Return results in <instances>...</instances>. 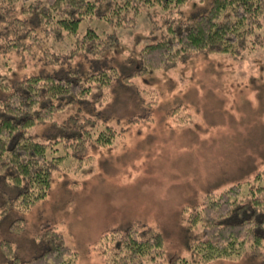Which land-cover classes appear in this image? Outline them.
Returning <instances> with one entry per match:
<instances>
[{
    "label": "rangeland",
    "instance_id": "rangeland-1",
    "mask_svg": "<svg viewBox=\"0 0 264 264\" xmlns=\"http://www.w3.org/2000/svg\"><path fill=\"white\" fill-rule=\"evenodd\" d=\"M14 3L11 15L23 18L22 0ZM210 4L188 0L181 8L183 17L203 13ZM177 17L178 9L167 13L154 5L122 28L98 16L83 19L80 33L92 27L103 37L113 32L118 36V44L98 56L72 51L75 40L66 36L0 53V101L32 74L78 71L84 77L115 69L109 70L115 79L102 96L94 82L85 96L88 103L56 112L55 125L40 123L26 131L48 143L49 156L62 159L47 196L28 210L9 206L2 213L17 190L0 185V264L7 262L2 241H11L14 252L30 260L47 249L49 230L76 255L73 264H107L100 254L102 236L130 226L163 234L161 264H180L181 258L193 257L191 220L202 214L208 198L236 184H254L260 175L264 185V40L238 58L193 54L173 67L142 72L140 50L162 37L168 18ZM117 73L134 77L124 82L116 79ZM78 113L97 116L93 140L107 126L112 128L111 143L87 142L80 153L66 142L55 144V128ZM192 228L198 239L202 225ZM203 264H264V256L245 253Z\"/></svg>",
    "mask_w": 264,
    "mask_h": 264
},
{
    "label": "trees",
    "instance_id": "trees-1",
    "mask_svg": "<svg viewBox=\"0 0 264 264\" xmlns=\"http://www.w3.org/2000/svg\"><path fill=\"white\" fill-rule=\"evenodd\" d=\"M14 1L0 0V22H4L0 23L1 54L18 46L40 44L47 37L60 42L66 36L75 40L72 51L98 56L109 46L117 45L118 36L113 32L103 37L92 27L80 33L83 19L98 16L122 28L133 24L143 8L154 5L167 13L178 9V20L168 18L162 37L140 50V69L144 73L173 67L193 54L223 53L238 58L244 50L255 48L260 38L264 40V0H211L207 11L190 17H183L181 11L188 0H22L21 12L28 16L23 18L11 15ZM3 3L8 6L3 8ZM109 70L115 69L102 68L84 77L78 71L67 75L32 74L14 84L8 96L0 101V185L17 190L2 213L9 206L28 210L45 199L53 172L62 159L49 156L48 143L37 141L26 131L40 123L55 125L56 112L87 102L85 96L94 82L102 96L105 86L109 87L115 79ZM132 77L133 74L117 73L116 79L130 82ZM78 109L83 111L82 107ZM93 117L97 116L78 113L59 124L60 129L55 128L54 134L63 141L57 138L55 144L66 142L79 153L87 142L110 144L115 132L108 126L93 140L91 131L96 129ZM260 180L261 175L254 184H236L219 197L207 199L202 214L195 213L197 216L189 228L193 257L181 258L180 264L209 263L245 253L264 256V185ZM197 223L202 225L198 239L192 228ZM45 239L47 249L30 260H22L11 241H2L5 264H73L76 255L59 234L49 230ZM99 245L107 264H161L165 257L163 234L140 226L109 231Z\"/></svg>",
    "mask_w": 264,
    "mask_h": 264
}]
</instances>
